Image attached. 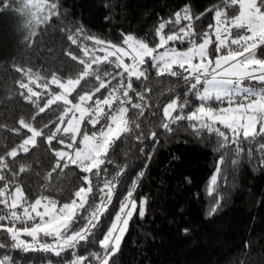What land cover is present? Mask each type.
<instances>
[{
  "label": "snow or ice",
  "instance_id": "snow-or-ice-1",
  "mask_svg": "<svg viewBox=\"0 0 264 264\" xmlns=\"http://www.w3.org/2000/svg\"><path fill=\"white\" fill-rule=\"evenodd\" d=\"M230 8L238 9L235 15L229 14ZM206 12L214 13V23L203 33L197 32L195 21L205 13L194 16L187 4L173 13L174 18L161 19L155 28L158 42L154 47L132 34L122 33V42L114 44L88 36L83 28H77L74 34L67 36L83 54L67 53L71 60L83 66L75 77L62 79L54 72L44 79L31 69L15 67L16 72L27 78V82L24 79L18 82L20 95L36 112L32 122L21 117L18 127L12 129L16 134L26 130L28 135L0 155V182H3L0 186V234H6L11 241L10 245L0 242V249L10 247L24 252L50 253L60 258L57 264H115L114 257L121 249L137 210L139 218L145 219L148 198L142 197L139 203L134 198L145 175L142 170L132 179L127 194L120 200L119 210L104 232L102 217L110 214L114 198L119 195L118 188L128 179L127 166L119 168L109 178L107 165L114 163L110 153L116 143L140 128L139 118L148 107L145 93L151 89L136 92V100L130 93L135 91L133 80L150 79V69L155 70L157 78L173 77L183 82L177 85L182 92L168 90L170 94L175 92V97L163 107L159 125L163 134H174L184 127L181 122L187 121V128L192 130L194 137L205 139L204 133H207L217 138L213 150L222 154L206 187L209 197H216L218 193V179L229 153L239 157L247 144V154L251 158L252 146L258 145L260 163L264 165V143H261L264 141V0H223V7L215 6ZM30 15L34 24L30 22L29 29L47 24L59 15L58 4L55 0H34ZM169 25L176 30L166 33ZM35 34L30 35L34 37ZM81 36L92 41L91 46L81 43ZM185 44L184 49L177 46ZM104 65L112 66V70H106ZM89 78H95L96 85L79 94L77 90L82 82L89 83ZM53 86L58 91H53ZM102 90H106L107 95H103ZM73 93L78 97L75 102L71 98ZM191 97H195L199 105L186 112ZM41 101H44L42 105ZM53 105L63 107L58 122L35 127L37 118ZM85 124L90 125L92 131H85ZM53 127L54 130L45 135V129ZM38 138H43L55 157L52 170L44 177L45 189H54L50 181L57 171L63 176L67 174L66 169L74 166L84 174L80 177L83 184L75 190L70 202L61 204L50 195H40L32 201L16 182L19 173L29 171L30 166L21 165L17 172L9 165L8 158L15 161L21 153L29 154L38 146ZM147 138L142 133L136 135L141 143ZM150 139L158 144V133L153 131ZM151 158L149 154L148 159ZM238 162V159L232 160L233 165ZM6 172L12 179L5 175ZM185 179L191 183L189 178ZM97 195L99 201L90 202ZM221 199L217 198L207 211L208 217L219 210ZM78 224L80 226L76 227ZM182 231L185 236L190 233L188 228ZM100 234L102 238H98ZM96 243L99 249L93 250ZM81 249L86 254H80ZM0 264L15 262L5 254L0 257Z\"/></svg>",
  "mask_w": 264,
  "mask_h": 264
},
{
  "label": "trees",
  "instance_id": "trees-1",
  "mask_svg": "<svg viewBox=\"0 0 264 264\" xmlns=\"http://www.w3.org/2000/svg\"><path fill=\"white\" fill-rule=\"evenodd\" d=\"M9 1L12 0H0V17L5 14L9 18L10 12L6 9ZM55 2L58 4L59 15L52 17L47 24H40L34 31V37L23 39L21 34L11 45L0 46V155H4L28 135L26 130L16 134L12 129L18 127L21 117L32 122L31 118L36 112L35 107L20 95L18 82L21 79L27 82V78L14 70L16 66L31 69L44 79L50 78L54 72L62 79L75 77L83 66L71 60L67 53L71 51L77 56L83 54L78 46L68 41L67 36L74 34L77 28H83L84 34L88 36L114 44L122 42V33L132 34L154 47L158 42L155 28L159 21L174 18L173 13L186 4L190 6L194 16L205 13L200 20L195 21L198 33L206 31L208 25L214 22V13L206 12V9L223 7V0ZM228 11L230 15H235L238 9L230 8ZM170 30L176 29L169 25L165 32ZM79 39L81 43L89 46L92 44V41L84 40L83 36ZM177 46L182 49L187 44ZM103 67L108 71L112 70L110 65ZM182 83L173 77L157 78L154 69H150L149 80H133L135 91L130 93L133 100H136V92L151 89L145 93L148 107L144 116L139 118L140 128L135 129L127 139L118 141L110 153L114 163L107 165L108 177L115 175L119 168L127 166L128 179L118 188L119 195L114 198L110 214L102 217L103 231L106 232L111 225L119 210L120 200L127 194L132 179L142 170L145 175L134 198L139 203L142 197H147L148 203L145 219L139 218L137 210L131 220L121 249L114 257L115 264H264V165L260 163L258 145L252 146L251 158L247 154V144L239 157L235 153H229L218 179V193L216 197H209L206 187L222 154L213 150L217 138L214 135L209 137L207 133H204L205 139L194 137L192 130L187 128V121L181 122L184 127L174 134L164 135L163 129L159 127L164 105L175 97V92L170 94L168 90L182 92V88L177 86ZM95 85V78H89V83L82 82L77 92L82 94ZM53 91L58 90L53 86ZM102 93L107 95L106 90H102ZM97 95L103 98L100 93ZM71 98L75 102L77 93H73ZM190 99L191 105L186 112L195 110L199 105L195 97ZM43 103L41 101V105ZM62 111V105H53L51 110L37 118L34 126L41 128L50 121L58 122ZM84 129L92 131L87 124ZM50 130H54V127L45 129V135ZM153 131L158 133V144L150 139ZM140 133L148 137L142 143L136 139V135ZM53 143L55 147H59ZM149 154L151 160L148 159ZM234 159L239 161L235 165L232 164ZM8 163L17 172L21 165L30 166L29 171L19 173L16 182L32 201L40 195H50L61 204L70 202L75 190L83 184L80 177L84 174L70 166L65 170L66 175L61 176L58 171L53 173L50 183L55 186L54 189L43 187L44 177L55 164V157L44 144L43 138H38V146L31 149L29 154L21 153L15 161L8 158ZM5 175L12 179L9 173L6 172ZM186 177L191 180L190 184ZM93 182L96 183L95 178ZM0 186H3V182H0ZM220 197L219 210L208 217L207 211ZM98 201L97 195L90 202ZM185 228L190 230L187 236L182 231ZM98 238H102V234ZM0 242L11 244L6 234H0ZM98 249V243L94 244L93 250ZM5 254L11 256L15 264H57L60 259L50 253L24 252L10 247L0 249V257ZM80 254L86 253L81 249Z\"/></svg>",
  "mask_w": 264,
  "mask_h": 264
},
{
  "label": "rangeland",
  "instance_id": "rangeland-1",
  "mask_svg": "<svg viewBox=\"0 0 264 264\" xmlns=\"http://www.w3.org/2000/svg\"><path fill=\"white\" fill-rule=\"evenodd\" d=\"M33 2L34 0H12L7 3L6 9L9 10L10 15L9 18L5 14L0 17V46L11 45L21 34H23L21 38L25 39L34 33L39 25L36 28H28L30 22L34 24V19L30 15ZM22 239L30 241L31 238L22 237Z\"/></svg>",
  "mask_w": 264,
  "mask_h": 264
}]
</instances>
